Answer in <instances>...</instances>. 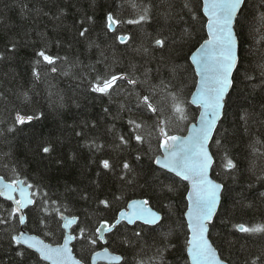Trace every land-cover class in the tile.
I'll return each mask as SVG.
<instances>
[{
    "label": "trees",
    "instance_id": "16d2710c",
    "mask_svg": "<svg viewBox=\"0 0 264 264\" xmlns=\"http://www.w3.org/2000/svg\"><path fill=\"white\" fill-rule=\"evenodd\" d=\"M21 3L27 5L23 15ZM145 5L152 9L150 20L128 24ZM109 13L120 21L114 31L106 27ZM239 19L242 27L235 25V30L243 59L210 144L212 177L224 185L227 195H222L209 237L227 264H264V234L240 233L235 227L264 225V0H246L245 16ZM205 22L201 0H0V53L6 56L0 60V177L33 185L34 204L25 211L24 229L58 245L64 232L56 208L77 218L71 232L78 235L80 228L94 231L102 220L114 222L132 200L148 199L163 217L155 231L137 237L139 223H122L106 235L107 244L99 242L94 249L86 240H75L76 257L88 264L93 251L107 247L123 257L121 264H188L187 186L153 163L160 154L153 132L156 116L142 114L123 81L111 96L92 93L90 81L97 73H132L140 80L147 73V83L137 91L152 95L161 118L171 116L169 92H179L185 100L188 119L171 126L173 134L183 136L198 115L187 103L196 84L189 57L206 40ZM82 27L89 29L86 38L78 35ZM121 35L130 39L121 44ZM161 37L167 45L163 49L154 46ZM13 42L17 47L8 53ZM41 50L60 58L56 73L51 66L36 65ZM17 113L40 119L16 125ZM129 119L144 124L143 144L133 139ZM121 135L129 140L126 146L120 144ZM93 142L102 147H90ZM44 145L53 149L47 156L40 151ZM138 154L140 160L135 159ZM226 154L236 169H224ZM105 159L109 170L101 167ZM124 161L132 165V173L123 171ZM102 199L109 201V208L99 204ZM12 207L0 198V219L7 221L0 223V264H46L11 242L20 231L18 216H9ZM20 250L23 257L16 255Z\"/></svg>",
    "mask_w": 264,
    "mask_h": 264
},
{
    "label": "snow or ice",
    "instance_id": "6c2138e0",
    "mask_svg": "<svg viewBox=\"0 0 264 264\" xmlns=\"http://www.w3.org/2000/svg\"><path fill=\"white\" fill-rule=\"evenodd\" d=\"M184 7L187 8L189 5L185 3ZM20 9L21 15H23L27 10V5L21 3ZM202 10L204 16L207 17L208 39L190 57L199 80L192 99L187 102L196 105L201 111L198 124L191 126L187 136H179L171 131L173 121L180 123L188 119L186 102L179 92L168 93L171 98V116L161 118L163 116L162 110L153 102L152 95H141L137 91L138 86L147 83V73H145L144 80H140L132 73H97L94 80L90 81V91L102 96H111L113 91L119 87L118 81H123L130 86L128 94L135 95L136 106L141 109L142 114L147 112L156 116L153 132L157 134V139L159 140L158 149L160 154L153 158V163L160 170L173 173L181 180L187 181L189 185L186 196L187 211L185 213L188 230L186 239L188 264H227L225 260L218 256L216 249L209 241L208 235L210 225L213 224V219L217 214V208L221 205L222 195H227L224 191V185L215 182L209 176L214 164V157L209 150V142L212 140L217 123L220 121L230 99V89L234 88L236 79L234 73L239 71L238 66L243 59L238 53V32L234 29V25L242 27L239 18L245 16L246 0H203ZM151 11V7L145 5L140 8L138 18L129 19L127 23H146L151 18ZM193 18L195 19V16ZM88 19L91 20L90 17ZM81 23L83 24V21ZM118 23L120 21L113 14L109 13L106 16V27L109 31H112ZM88 32L89 29L87 27H82L78 35L86 38ZM117 39L121 44H124L130 37L121 35ZM17 43L13 42L6 51L14 53ZM154 46L163 49L167 45L165 39L161 37L154 40ZM96 47L99 46L96 45ZM36 56L40 58L36 61V65L43 63L51 66L50 71L52 73L58 71L56 63L60 59L59 57L49 55L44 50L38 51ZM101 56H103V52H101ZM5 58V54L0 53V60ZM97 62L99 63L100 61ZM93 70H95L94 66ZM64 75H68V73L65 72ZM33 76L37 80L40 79V72L37 68L33 69ZM168 87L167 84H164L165 90ZM25 99L27 100L26 93ZM123 107L124 105H121V109ZM104 111L107 112L108 109H104ZM34 119H40V116L17 113L15 124L24 125ZM128 124L134 133L133 139L137 144H143L145 142L144 124L137 119H129ZM12 130L11 128L9 129V131ZM153 132H148V136H151ZM118 139L121 145L126 146L129 143V140L122 135L118 136ZM215 143L219 146L221 141L216 140ZM90 147L100 148L102 146L93 142ZM40 151L47 156L53 149L50 145H44ZM135 159L140 160L141 156L138 154ZM223 161V167L226 171H232L237 168V164L231 158H228L227 154ZM100 163L105 170L111 168L110 161L107 159ZM122 169L126 174H130L133 171L132 165L127 161L123 162ZM151 171L155 172L156 169ZM155 179L159 181L161 178L157 176ZM164 179H167V177H164ZM32 188V184L26 185L23 180L13 179L11 182H6L3 177H0V196L12 201L14 207H12L9 216H18L20 225L26 222L24 209L34 203L32 197L35 193L28 191ZM14 193H18L19 198H16ZM44 195L47 196V193ZM84 198L86 199V197ZM45 203H48V201L45 200ZM53 203L55 202L53 201ZM99 204L104 208L110 207L107 199L100 200ZM55 211L63 221L64 234L62 244L52 246L44 243L43 240L36 236L26 235L24 232L12 235L11 242L18 248L23 246L25 249L33 250L38 254L39 259L46 262V264H83L80 259L73 255L72 247H70L73 241L77 239L86 240V244L91 245L94 249L99 242L107 244L106 234L113 233L122 222L127 225H137L139 222V230L135 232V235L140 237L142 232L155 231L163 220L160 213L149 206L148 199L136 200L128 204V210L120 211L114 222L102 220L94 231L89 232L88 229L80 228L77 235L70 231L77 218L64 216L59 208H56ZM6 222V220L0 219V223ZM235 227L240 233L264 234V225L248 227L244 224H239ZM164 250L166 251L167 249L165 248ZM158 252H160L162 259L163 251L158 249ZM24 254L23 250L16 252V255L20 257H23ZM99 260H103L105 264H121L123 257L113 254L106 247L102 252L93 251L91 264H98ZM252 264H256V261H252Z\"/></svg>",
    "mask_w": 264,
    "mask_h": 264
},
{
    "label": "water",
    "instance_id": "95a60500",
    "mask_svg": "<svg viewBox=\"0 0 264 264\" xmlns=\"http://www.w3.org/2000/svg\"><path fill=\"white\" fill-rule=\"evenodd\" d=\"M202 5H203V0H201V10H202ZM202 14H203V10H202ZM203 16H204V14H203ZM204 18H205V20H206V22H205V31H206V40L208 39V34H207V28H206V23H207V17H205L204 16ZM116 26V25H115ZM115 26H114V29H115ZM114 29L112 30V31H114ZM234 29H235V25H234ZM204 43V41L201 43V44H203ZM201 44L191 53V55L197 50V49H199L200 48V46H201ZM191 55H190V57H191ZM190 57H189V61H190V64L192 65V63H191V59H190ZM192 67H193V70H194V65H192ZM194 73H195V70H194ZM195 76H196V74H195ZM198 80H199V77L198 76H196V84H195V88H194V90H193V92L191 93V95H190V98H189V101L192 99V95L195 93V91H196V85H197V82H198ZM231 90V89H230ZM193 107H195V108H197L198 109V115H197V117H196V119H195V121L193 122V123H191V124H189V126H188V128H187V131H186V133L183 135V136H187L188 135V130L191 128V126L193 125V124H198V120H199V116H200V109L196 106V105H194V104H191ZM224 114V113H223ZM222 118H223V115H222V117H221V119H220V121L222 120ZM220 121H218V123H217V127H218V125H219V123H220ZM217 127H216V129H217ZM216 131V130H215ZM215 131H214V133H215ZM214 133H213V136H214ZM179 136H182V135H179ZM212 139H213V137H212ZM211 142H212V140L209 142V150H210V144H211ZM157 168H158V166L157 165H155ZM162 171H164V170H162ZM165 172V171H164ZM166 173H168V172H166ZM168 174H170V175H172L173 177H175V178H177V179H179L180 181H182L183 183H185L186 184V186H187V191L189 190V185H188V182L187 181H183V180H181L179 177H176L173 173H168ZM209 176H210V178L211 179H213V177H212V169L210 170V172H209ZM214 180V179H213ZM6 181V180H5ZM215 181V180H214ZM6 182H9V181H6ZM216 182V181H215ZM27 185V184H26ZM28 191H30V192H32V189H30V190H28ZM14 195L16 196V198H19V194L18 193H14ZM186 196H187V192H186V195H185V200H186ZM0 198L1 199H3L4 201H7V202H9L13 207H14V204L12 203V201H9V200H6L4 197H2V196H0ZM33 198V197H32ZM136 200H141V199H136ZM136 200H132V201H136ZM131 201V202H132ZM131 202H129V203H131ZM128 203V204H129ZM34 204V203H33ZM33 204H31V205H29L27 208H25L24 209V215H25V211L28 209V208H30L31 206H33ZM220 207V206H219ZM219 207L217 208V212H218V210H219ZM126 210H128V205H127V207H126V209H124V210H122V211H126ZM186 211H187V200H186V210H185V212H184V220H185V224H186V227H187V221H186V217H185V213H186ZM119 215V214H118ZM118 215H117V217H118ZM217 215V214H216ZM65 216V215H64ZM67 217V216H66ZM25 218H26V215H25ZM69 218H71V217H69ZM59 219H60V216H59ZM214 219H215V217H214ZM214 219H213V221H214ZM60 221H61V228H62V224H63V221L60 219ZM26 223V222H25ZM76 223H77V221H76ZM76 223L74 224V225H72V228L76 225ZM122 223H124V224H126L125 222H122ZM139 223V222H138ZM25 224H23V225H20V231L18 232V234L20 233V232H24L26 235H28V236H36V237H38L39 239H41L39 236H37V235H34V234H31V233H29L26 229H24L23 228V226H24ZM127 225V224H126ZM129 226H133V225H129ZM72 228L70 229V231L72 230ZM62 230H63V232H64V229L62 228ZM188 231V230H187ZM17 234V235H18ZM107 235V234H106ZM209 235V234H208ZM41 240H43V239H41ZM44 241V240H43ZM209 241H210V237H209ZM75 241H73V243H74ZM44 243H46V244H50V243H48V242H46V241H44ZM63 243V239H62V241H61V243L60 244H62ZM73 243H72V245H70V247H72V250H73ZM210 243H211V241H210ZM102 244L104 245L105 243H103L102 242ZM212 244V243H211ZM52 245V244H51ZM52 246H56V245H52ZM212 246H213V244H212ZM23 247V246H22ZM214 247V246H213ZM104 248H106V247H104ZM103 248V249H104ZM215 248V247H214ZM103 249H101V250H99L98 252H102L103 251ZM27 250H30V249H27ZM30 251H32L33 253H35L33 250H30ZM217 251V250H216ZM36 254V253H35ZM217 254H218V256H220L219 255V253H218V251H217ZM37 256H38V254H36ZM73 255L76 257V255H75V253H74V251H73ZM116 255V254H115ZM186 256H187V252H186ZM77 258V257H76ZM221 258V257H220ZM78 259V258H77ZM187 259H188V257H187ZM44 262V261H43ZM46 263V262H45ZM84 264V263H83ZM88 264H91V258H90V261H89V263ZM98 264H105V262L103 261V260H99L98 261Z\"/></svg>",
    "mask_w": 264,
    "mask_h": 264
}]
</instances>
